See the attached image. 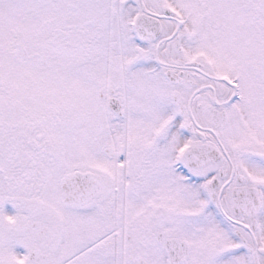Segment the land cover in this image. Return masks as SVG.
I'll list each match as a JSON object with an SVG mask.
<instances>
[{
	"label": "snow or ice",
	"instance_id": "6c2138e0",
	"mask_svg": "<svg viewBox=\"0 0 264 264\" xmlns=\"http://www.w3.org/2000/svg\"><path fill=\"white\" fill-rule=\"evenodd\" d=\"M0 264H264V0H0Z\"/></svg>",
	"mask_w": 264,
	"mask_h": 264
}]
</instances>
